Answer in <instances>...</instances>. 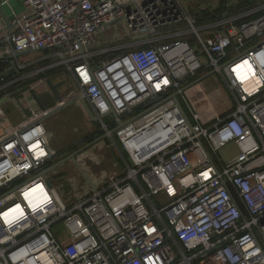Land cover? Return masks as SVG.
Instances as JSON below:
<instances>
[{"label":"built area","instance_id":"obj_1","mask_svg":"<svg viewBox=\"0 0 264 264\" xmlns=\"http://www.w3.org/2000/svg\"><path fill=\"white\" fill-rule=\"evenodd\" d=\"M11 25L0 90L32 76L10 55L51 51L125 169L63 198L45 118L0 102V264H264V1L198 25L184 0H24ZM213 74L232 104L205 119L184 91Z\"/></svg>","mask_w":264,"mask_h":264},{"label":"rangeland","instance_id":"obj_2","mask_svg":"<svg viewBox=\"0 0 264 264\" xmlns=\"http://www.w3.org/2000/svg\"><path fill=\"white\" fill-rule=\"evenodd\" d=\"M184 2L187 8L194 12L204 7L217 4V2L214 3L211 0H184ZM123 29L124 25L122 22L117 21L108 27L104 37L113 36L115 33H120ZM59 75L62 76L64 73L58 71L54 74V76L57 77H60ZM43 84L45 86L47 85L45 81ZM64 89L65 91L59 90L60 94H58L61 101L65 102L66 105L60 106L52 111L44 120L47 130L49 131L50 144L57 151L55 163L60 162L73 152L88 145L89 143L86 141L88 136H94L96 132L103 131L100 122L94 120L95 118L87 109V107L90 109L88 102L78 98L79 93H77L78 87L76 83L72 80L66 81L64 82ZM68 91L73 93L76 92L77 94L69 100L66 96L67 93H69ZM35 93L38 97L42 96L43 100L46 97L43 95L44 89L41 85L35 89ZM184 95L193 108L204 114L205 119L211 118L214 115V111L218 114L222 113L232 104V98L228 95L226 87L222 82L218 81L215 74L208 76L200 83L186 89ZM60 98H58V100H60ZM13 102H15V106L9 105L11 107H8L10 118L15 117V115H20V113L24 115L18 99L15 98ZM40 115L41 114L38 116ZM4 125L5 122H2L0 132H3ZM100 134H102L101 136L107 135L105 131ZM236 153L237 148L234 144H230L220 150V156L225 161L231 159ZM80 156H82V158L81 160L79 159L78 163L85 174L74 160H68L59 165L57 169V171L62 174L61 176L59 175L60 179L62 177L70 179L76 177L79 178L78 183L89 185L88 178L92 180L97 179V182H99L102 176L108 175L105 179L108 180L110 177L114 175L118 176L123 172V166L118 158V149L114 144L112 136H107L105 139L97 142L92 147L80 153L78 157ZM49 178L54 183H58V177H54L52 172L49 174ZM78 188L79 187H76V190ZM61 195L65 198L66 192H61Z\"/></svg>","mask_w":264,"mask_h":264},{"label":"crops","instance_id":"obj_3","mask_svg":"<svg viewBox=\"0 0 264 264\" xmlns=\"http://www.w3.org/2000/svg\"><path fill=\"white\" fill-rule=\"evenodd\" d=\"M211 1H213L214 3L217 2V4L216 5H210L208 7H204L203 9L196 11V12H194L193 10L190 11L196 17L197 24H198V17L196 16V13H200V14L201 13H213L212 18H210L208 20L204 19L205 21L201 24H198V25H203L207 22H211V21L215 20L217 14L221 13L224 10V6L226 4L228 5L229 9H232L235 11H244V10H247V9L251 8L252 6L256 5L257 3L263 2L264 0H223V1L222 0H211ZM1 5L3 7V10H4L6 16L10 20V26L12 28L11 20L13 19L15 13L23 12L24 0H2ZM6 27H7L6 23L0 14V37L4 36L6 33L11 32V28L6 29ZM50 55H51V51L43 50V51L29 52V53L24 54L23 56L17 58V60L20 63H22V65H24L25 69H26V70H23L21 72H24V71L31 72L32 76H30L29 78L22 81L25 84L24 87L19 88L17 86H13L14 88H12V89L6 88L3 90H0V102H1V105L3 106V108L6 110V112L9 115L8 120L10 123L20 124V123L27 121L29 119V116L27 115V112H25L24 107L25 108L32 107L35 109L37 115L41 114L38 117L47 118V116L49 114H51V112L53 110L59 108L60 106H64L66 104L65 102H62L61 100H58V96L55 94V92L52 90V88L49 86V84L47 82L48 79H51V81L55 85H59L57 88L58 93H59V90L65 91L64 82L69 81V80H72L76 83V85L78 87L77 93L80 92V88L78 86V83L74 79L73 74L69 70H67L66 67H64V66L48 67L50 64H52L56 61V59L51 58ZM15 71H16L15 69H12V72H15ZM54 71L55 72L62 71L64 73V75H62V76L59 75L60 77L54 76V74H55ZM44 81L47 84L46 86L43 84ZM39 85H41L42 88L44 89L43 95L46 96L44 98V100L42 99V96H39V99L41 101V105L36 101V99L34 98V96L32 94V90L35 91V89ZM47 86H48V88H47ZM51 91H53L54 93L52 94ZM68 92L69 93H67L66 96L68 97L69 100L72 99L77 94L76 92H74V93L70 92V91H68ZM15 98L18 99L19 105L22 107V109H23L22 112L24 113V115H22L20 113V115H17V116L15 115V117L10 118V113H9L8 107H11L9 105L15 106V102H13L15 100ZM87 109H89V108L87 107ZM89 111H90V109H89ZM90 114L92 115L91 111H90ZM107 119L110 122V120H111L110 117H108ZM94 120H96V119H94ZM100 124H101V122H100ZM0 126H2L1 120H0ZM112 126H114V125H112ZM101 127H102V124H101ZM2 135H3V132H0V138ZM49 137H50V135H49ZM56 156H57V151H56ZM81 158H82V156L77 157L78 161H79V159L81 160ZM118 158H120V156H118ZM55 161H56V158L52 162V164H51L52 166L57 164V163H55ZM120 162L123 166L122 168L125 169L124 162L122 160H120ZM52 166H51V168H52ZM51 168L49 169L48 175L52 172L54 177L55 176L58 177V180H57L58 183L64 182V192H66V196L70 197L71 200H75V198H76L75 196L77 195V193L82 192V190L86 188L87 185L85 183H84V185H82L81 183H78L79 178L74 177V178L70 179V178H63L62 177L60 179L59 175L61 176L62 174L57 171V169L59 168V165L53 169H51ZM82 172L85 174V172L83 170H82ZM106 176H108V175L102 176L101 178L103 179ZM95 181L97 182L98 180L95 179L94 182ZM68 182H69V184L72 183L75 187H79V188L77 190H72V189H75V187L69 186Z\"/></svg>","mask_w":264,"mask_h":264},{"label":"water","instance_id":"obj_4","mask_svg":"<svg viewBox=\"0 0 264 264\" xmlns=\"http://www.w3.org/2000/svg\"><path fill=\"white\" fill-rule=\"evenodd\" d=\"M1 2H2V0H0V14H1V16L3 17V19H4L5 23H6V26H7L6 29H9V28H11V26H10V20H9V18L6 16V14H5L4 10H3V7H2V5H1ZM35 51H36V50H26V51H22V52H17V53L14 54V55H10V56H9V59H10V61H11V64L13 65V68L16 69V66H15V59H16V58H19V57H21V56H23L24 54H27V53H29V52H35ZM207 76H208V75H204V76L198 78L197 80H195V82H193L192 85L199 83L200 81L204 80ZM47 82H48L49 86L52 88V90L55 92V94L58 96V98H60V96H59V94H58V91H57V88H58L59 85H55V84L51 81V79H48ZM32 94H33L34 98L36 99V101L41 105V101H40L39 97L37 96V94L35 93L34 90H32ZM60 100H61V98H60ZM179 104H180V106L182 107V105H181L180 102H179ZM65 105H66V104H65ZM88 110H89V109H88ZM53 111H54V110H53ZM119 125H122V122H119ZM113 132H115V130H113ZM106 137H107V135H103V136H101L100 138H98L97 140H94L93 142H90V143H89L88 145H86L85 147H83V148H81V149H79V150L73 152V153L70 154L67 158H64L63 160H61L60 162H58L57 164H55L54 166H52L51 169L57 167V166L60 165V164H63L64 162H66V161H68V160H74V161L79 165V163H78V159H77L78 155H79L80 153L84 152L85 150H87L88 148L92 147L93 145H95L97 142H99V141L105 139ZM79 167H80V165H79ZM80 168H81V167H80ZM49 185L51 186V183H49Z\"/></svg>","mask_w":264,"mask_h":264},{"label":"trees","instance_id":"obj_5","mask_svg":"<svg viewBox=\"0 0 264 264\" xmlns=\"http://www.w3.org/2000/svg\"><path fill=\"white\" fill-rule=\"evenodd\" d=\"M196 16L198 17V24H201V23H203L205 21L204 19L208 20V19L212 18L213 17V13H201V14L200 13H196ZM6 66H7V62H5L4 60H0V72L1 73L5 71ZM14 73H16V72H14ZM204 73L205 72H202L200 75H203ZM11 76H12V74L7 76V79H11ZM14 86H17V87L20 88V87H24L25 84H24V82H20V83L15 84ZM12 88H14V87L13 86L9 87V89H12ZM101 132H103V131L96 132V135H94V136H88L86 138V141L88 143L93 142L95 139H97L98 137H100L102 135V134H100ZM112 139L114 140V143H115L116 147H120L118 139H117V137L115 135L112 136ZM119 159L122 160L121 157Z\"/></svg>","mask_w":264,"mask_h":264},{"label":"flooded vegetation","instance_id":"obj_6","mask_svg":"<svg viewBox=\"0 0 264 264\" xmlns=\"http://www.w3.org/2000/svg\"><path fill=\"white\" fill-rule=\"evenodd\" d=\"M51 93L53 94L54 92H53V91H51Z\"/></svg>","mask_w":264,"mask_h":264},{"label":"bare ground","instance_id":"obj_7","mask_svg":"<svg viewBox=\"0 0 264 264\" xmlns=\"http://www.w3.org/2000/svg\"><path fill=\"white\" fill-rule=\"evenodd\" d=\"M91 179V178H90ZM92 180V179H91ZM92 181H94V180H92Z\"/></svg>","mask_w":264,"mask_h":264}]
</instances>
